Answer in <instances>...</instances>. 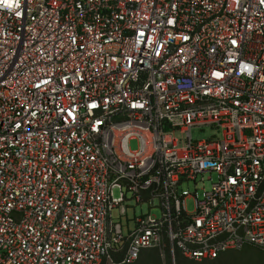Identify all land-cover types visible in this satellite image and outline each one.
I'll use <instances>...</instances> for the list:
<instances>
[{"label": "built area", "instance_id": "obj_1", "mask_svg": "<svg viewBox=\"0 0 264 264\" xmlns=\"http://www.w3.org/2000/svg\"><path fill=\"white\" fill-rule=\"evenodd\" d=\"M248 246L264 251V0H0V264Z\"/></svg>", "mask_w": 264, "mask_h": 264}, {"label": "rangeland", "instance_id": "obj_2", "mask_svg": "<svg viewBox=\"0 0 264 264\" xmlns=\"http://www.w3.org/2000/svg\"><path fill=\"white\" fill-rule=\"evenodd\" d=\"M214 134V132L211 129H207L204 132H200V131H194L193 136L194 139H206L211 137ZM131 148L132 150H136L137 148V143L134 141L131 143ZM206 179H208L210 177V174L205 176ZM206 187L209 188L210 187V183L206 182ZM199 188L201 189V185L199 186ZM186 190H189L190 193L194 194L195 193V185L194 184H190V185H186L185 186ZM200 193H202V191H200ZM114 196L115 198H119L120 197V193L119 191H115L114 192ZM194 207H195V203H194V199H190L188 201V210L190 212L194 211ZM143 211L146 212L147 209L143 208ZM126 213L127 216L122 217V224L125 227V234L126 236L128 235V227L133 228L134 227V218L138 215H140L141 213V208L139 206H136L134 203L131 204H127L126 207ZM114 217L117 218L118 217V212H114ZM145 254L143 257H141V260L138 262L136 261L134 264H146V260H147V256L153 254V256L156 258L158 264H164L162 263L161 259H160V255L159 252L157 250H145L142 252V255ZM229 254V256L225 257L224 259L217 262V260H206V261H201V262H196V261H192L189 260L185 257H182L181 255L178 256V258H184V260L190 264H264V251L259 250L255 247L252 246H248L244 249H242L241 251H237V252H230L227 253Z\"/></svg>", "mask_w": 264, "mask_h": 264}, {"label": "trees", "instance_id": "obj_3", "mask_svg": "<svg viewBox=\"0 0 264 264\" xmlns=\"http://www.w3.org/2000/svg\"><path fill=\"white\" fill-rule=\"evenodd\" d=\"M228 253H230V252H228ZM145 254H141V256H140V259L138 260V262L141 260V257H143ZM181 254L180 253H177L176 254V264H190V263H188V262H186L185 260H184V258H178V256H180ZM182 256V255H181ZM227 256H229V254H227V253H225V254H223V255H221L218 259H216L217 260V262H219L220 261V258H221V260L222 259H224L225 257H227ZM182 257H184V256H182ZM204 261H206V260H204ZM215 261V260H214ZM146 264H158V262H157V260H156V258L153 256V254H151V255H149V256H147V260H146Z\"/></svg>", "mask_w": 264, "mask_h": 264}, {"label": "clouds", "instance_id": "obj_4", "mask_svg": "<svg viewBox=\"0 0 264 264\" xmlns=\"http://www.w3.org/2000/svg\"><path fill=\"white\" fill-rule=\"evenodd\" d=\"M16 2H17V6L19 5V0H16Z\"/></svg>", "mask_w": 264, "mask_h": 264}, {"label": "crops", "instance_id": "obj_5", "mask_svg": "<svg viewBox=\"0 0 264 264\" xmlns=\"http://www.w3.org/2000/svg\"><path fill=\"white\" fill-rule=\"evenodd\" d=\"M140 256H141V255H140ZM139 259H140V257H139ZM139 259H138V260H139ZM138 260H137V261H138Z\"/></svg>", "mask_w": 264, "mask_h": 264}]
</instances>
